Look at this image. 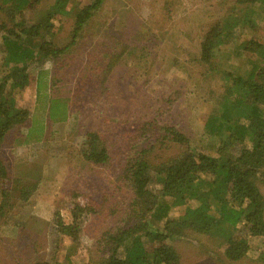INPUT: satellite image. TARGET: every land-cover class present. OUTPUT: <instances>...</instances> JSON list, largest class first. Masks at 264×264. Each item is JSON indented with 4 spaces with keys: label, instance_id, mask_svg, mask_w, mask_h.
Segmentation results:
<instances>
[{
    "label": "rangeland",
    "instance_id": "1",
    "mask_svg": "<svg viewBox=\"0 0 264 264\" xmlns=\"http://www.w3.org/2000/svg\"><path fill=\"white\" fill-rule=\"evenodd\" d=\"M91 1L66 4L69 12L56 16L53 34L45 36L52 49L62 52L31 61L27 85L13 92L29 107V118L7 132L0 154L9 187L17 184L28 195L23 200L16 191L0 220V264H66V256L71 264H102L109 235L132 222V193L122 171L134 149L151 147L148 155L156 162L177 155L180 150L161 129L174 125L193 146L213 153L219 140L203 126L224 101L231 83L225 74L246 75L260 64L239 46L250 38L264 43L259 4L105 0L71 44L75 10ZM54 2L42 0L28 13V23ZM212 25H227L231 33L216 50L214 70L198 60L200 42ZM88 132L99 134L106 163L83 159ZM258 185L264 195V182ZM75 190L94 211L80 218L72 242L56 231L53 219L58 212L65 222L72 220L68 196ZM182 208H173L172 215ZM168 243L179 253V264H264V236H248L249 251L237 261L225 258V242L217 234L187 231Z\"/></svg>",
    "mask_w": 264,
    "mask_h": 264
},
{
    "label": "trees",
    "instance_id": "2",
    "mask_svg": "<svg viewBox=\"0 0 264 264\" xmlns=\"http://www.w3.org/2000/svg\"><path fill=\"white\" fill-rule=\"evenodd\" d=\"M104 1L92 0L75 10L71 44ZM41 2L0 0V147L7 132L29 118V107L13 97L15 89L27 85L28 64L40 55L62 52L52 49L45 36L53 34L55 17L69 12L65 6L70 0H55L41 17L28 23V13L36 11ZM234 2L264 8V0ZM226 26L212 25L200 42L198 60L210 70L215 69L216 50L230 37ZM239 46L255 55L260 64L246 75L225 74L231 83L225 88L224 101L211 111L203 126L207 135L219 140L213 153L193 146L174 125L161 129L163 138L180 150L177 155L156 162L148 155L151 147L134 149L122 171L132 193V222L109 235L108 256L102 264H179L180 255L168 239L187 231L220 235L225 258L237 261L249 251L248 236H264V195L258 185V180L264 182V43L250 38ZM102 142L98 133L88 132L81 149L83 159L106 163L109 157ZM9 180L0 154V220L12 207L16 191L23 200L28 195L27 189L17 184L9 187ZM156 183L160 184L159 192ZM68 202L72 220L65 222L55 212L53 223L59 234L73 242L80 218L94 209L80 191H72ZM176 207L183 208L172 215ZM65 260L71 264L69 256Z\"/></svg>",
    "mask_w": 264,
    "mask_h": 264
}]
</instances>
